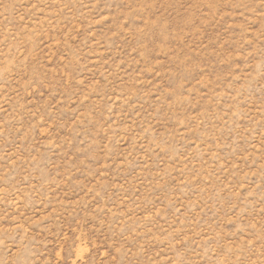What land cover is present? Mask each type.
Segmentation results:
<instances>
[{
	"label": "rangeland",
	"instance_id": "rangeland-1",
	"mask_svg": "<svg viewBox=\"0 0 264 264\" xmlns=\"http://www.w3.org/2000/svg\"><path fill=\"white\" fill-rule=\"evenodd\" d=\"M0 264H264V0H0Z\"/></svg>",
	"mask_w": 264,
	"mask_h": 264
}]
</instances>
